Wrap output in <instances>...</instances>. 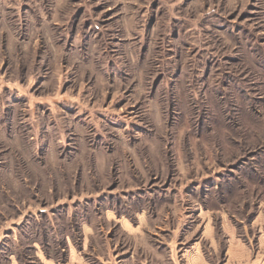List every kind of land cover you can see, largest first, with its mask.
Returning <instances> with one entry per match:
<instances>
[{"label": "rangeland", "instance_id": "374dc122", "mask_svg": "<svg viewBox=\"0 0 264 264\" xmlns=\"http://www.w3.org/2000/svg\"><path fill=\"white\" fill-rule=\"evenodd\" d=\"M0 264H264V0H0Z\"/></svg>", "mask_w": 264, "mask_h": 264}]
</instances>
